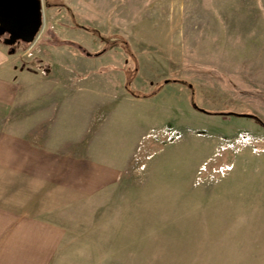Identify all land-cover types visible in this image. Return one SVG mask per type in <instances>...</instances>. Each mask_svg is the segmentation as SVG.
<instances>
[{
  "label": "rangeland",
  "instance_id": "obj_1",
  "mask_svg": "<svg viewBox=\"0 0 264 264\" xmlns=\"http://www.w3.org/2000/svg\"><path fill=\"white\" fill-rule=\"evenodd\" d=\"M41 1L36 39L10 54L16 69L32 77H18L17 96L23 80L36 84L37 73L46 80L51 74L86 73L89 84L110 97L106 109H113L112 96L122 91L136 95L142 122L151 123L130 161L129 182L106 199L102 214L111 220L126 213L139 224L122 226L119 238L110 235V251L118 249L122 257L92 251L88 264H264V240H243L250 228L264 234V205L250 210L221 198L230 188H264V126L230 113H252L264 121V0ZM17 102L13 119L24 115ZM36 110L28 116L36 117ZM130 112L127 107L120 113ZM107 115L94 116L100 123ZM176 170L203 192L199 217H228L218 240L207 224L197 235L204 241L167 235L165 223L181 214L164 208L176 199L172 187L160 182L178 180ZM134 188L142 192L134 194ZM139 201L142 208L131 210ZM94 213L102 216L101 210ZM234 233L239 241L228 236Z\"/></svg>",
  "mask_w": 264,
  "mask_h": 264
},
{
  "label": "crops",
  "instance_id": "obj_2",
  "mask_svg": "<svg viewBox=\"0 0 264 264\" xmlns=\"http://www.w3.org/2000/svg\"><path fill=\"white\" fill-rule=\"evenodd\" d=\"M10 54L0 41V264H88V253L97 250L100 257H108L110 235L119 238L122 226L139 224L138 218L126 213L111 220L103 215L109 207L106 199L129 182L130 161L151 124L147 117L141 120L136 106L141 99L122 91L112 96L116 102L108 110L110 97L94 89L86 73L51 74V80L34 74L36 84L23 80L18 97V77H32L16 69ZM18 99L24 115L13 119ZM34 107L36 117L28 116ZM127 107L133 112L120 113ZM99 112L108 113L100 123L94 116ZM175 173L178 180L159 181L172 187L176 199L164 208L181 214L165 223L167 235H194L184 241H204L197 235H203L207 224L212 240H218L221 226L229 225L228 217L217 214L216 219H205L204 212L199 217L204 200L201 188L186 178V172ZM157 175L164 176V171ZM154 178L159 180L157 176L150 182ZM239 187L230 188L228 195L223 190L221 198L230 204L245 203L250 210L264 205L263 186ZM142 191L134 188L133 193ZM133 203L131 210L142 208V202L136 207ZM119 209L128 207L119 205ZM98 210L103 214L100 218L94 217ZM247 231L243 240H264V234L253 233V228ZM228 236L241 239L236 233ZM110 252L112 257H122L118 249Z\"/></svg>",
  "mask_w": 264,
  "mask_h": 264
},
{
  "label": "water",
  "instance_id": "obj_3",
  "mask_svg": "<svg viewBox=\"0 0 264 264\" xmlns=\"http://www.w3.org/2000/svg\"><path fill=\"white\" fill-rule=\"evenodd\" d=\"M42 24L41 0H0V41L12 48L10 53L21 42L32 43Z\"/></svg>",
  "mask_w": 264,
  "mask_h": 264
},
{
  "label": "trees",
  "instance_id": "obj_4",
  "mask_svg": "<svg viewBox=\"0 0 264 264\" xmlns=\"http://www.w3.org/2000/svg\"><path fill=\"white\" fill-rule=\"evenodd\" d=\"M87 53H88V52H87ZM90 55H92V53H90ZM95 55H97V54H95ZM159 88H160V87H159ZM159 88H157L156 91H155L154 93H156V92L158 91ZM154 93H152L151 95H153ZM151 95L149 94V95H138V96L141 97V96H151ZM195 107L198 108L199 110L204 111V112H210V111H206L205 109L199 108L197 105H195ZM230 113H231V114H235V115L248 116V117H250V118L255 119L258 123H260L261 125L264 126V121H263L260 117H258L257 115H255V114H252V113H235V112H230Z\"/></svg>",
  "mask_w": 264,
  "mask_h": 264
},
{
  "label": "flooded vegetation",
  "instance_id": "obj_5",
  "mask_svg": "<svg viewBox=\"0 0 264 264\" xmlns=\"http://www.w3.org/2000/svg\"><path fill=\"white\" fill-rule=\"evenodd\" d=\"M17 45V44H16Z\"/></svg>",
  "mask_w": 264,
  "mask_h": 264
}]
</instances>
